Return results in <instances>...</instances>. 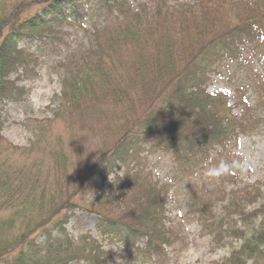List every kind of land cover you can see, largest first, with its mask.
<instances>
[{
	"label": "trees",
	"instance_id": "trees-1",
	"mask_svg": "<svg viewBox=\"0 0 264 264\" xmlns=\"http://www.w3.org/2000/svg\"><path fill=\"white\" fill-rule=\"evenodd\" d=\"M250 1L253 4L246 0H41V12L24 21L19 19L24 2L20 10L16 8L13 22L20 32L3 36L0 46V106L17 90L13 84L9 87L11 65L6 60L13 58L18 64L21 56L16 51L23 50L21 44L41 38L37 30L51 22L94 14L100 23L95 34L103 38H95L77 54L71 51L61 113L75 116L78 124H89L90 134L98 132L103 146L109 138L115 141L103 150L88 176L86 170L78 177L70 174L75 163L69 162L62 150L49 151L54 162L47 165L45 174L38 165L12 166L9 157L3 158L0 152V210L22 212L28 233L3 245L2 264H80L82 260L105 264L111 251L105 250L103 242L128 249V255L135 251L147 257L160 254L161 248L171 244L165 222L167 191L163 193L136 173L115 174L127 169L132 158L158 153L159 148L176 164L177 174L190 178L206 165L214 166L218 153L238 134L246 133L245 124H250V130L264 125L263 79L253 88L257 99L248 103L249 112L242 120L233 114L225 96L206 93L212 77L223 76L227 67L250 70L251 59L263 48L264 0ZM114 25L120 35L106 44V33ZM118 53L121 56L109 70L107 60ZM216 104L224 112L214 110ZM111 108H119L121 115L115 119L110 112L108 116ZM98 112L103 114L104 128L87 121ZM240 121L243 124H236ZM114 125L118 127L113 129ZM77 156L79 162L86 160L84 154ZM110 177L117 181L110 183ZM62 179L64 186L60 185ZM66 181L71 184L67 194ZM87 184L98 192L118 187L124 193L122 203L131 204L132 209L122 214L102 207L95 210L97 240L90 235L76 243L67 237L51 238L63 235L66 215L76 208L70 201L74 185L78 192ZM252 187L232 191L226 204L223 195L224 199L217 201L208 198V186L202 187L205 195L198 193L201 197H197L194 192L190 199L201 215L199 222L215 243L233 238L242 241L224 264L264 259V229L251 230L264 216V204L248 212L260 202L259 192L255 194ZM238 219L242 224L238 225ZM35 231L45 236L39 244L27 239ZM23 244L25 251L7 259L6 255Z\"/></svg>",
	"mask_w": 264,
	"mask_h": 264
},
{
	"label": "rangeland",
	"instance_id": "rangeland-1",
	"mask_svg": "<svg viewBox=\"0 0 264 264\" xmlns=\"http://www.w3.org/2000/svg\"><path fill=\"white\" fill-rule=\"evenodd\" d=\"M40 1L0 0V46L3 36L20 32L19 27L13 22L14 15L18 14L16 8L20 10L21 3L24 2L21 18H19L20 21H24V19L41 12L43 4ZM133 1L136 2V0ZM250 3L252 1L246 0V4ZM27 7L28 9H26ZM230 10L231 8L227 12ZM99 24L94 14H89L86 18L85 16L73 20L68 18L63 23L52 24L51 22L37 30L41 38L32 41V44H21L23 50L16 51V55L21 56L18 64L13 58L6 60V63L11 65L7 78L9 87L13 84L19 90L13 92L15 95L10 99L11 101L8 103L6 101L0 106V152L3 153V158L9 157L12 166L38 165L42 173L45 174L49 170L47 165L54 162V159L50 158L49 151L62 150L69 162L72 159L75 163L70 169V174L73 177H78L80 172L87 170L85 176H88L90 168L100 158L103 150L105 151L108 146L111 147L115 141L109 138L104 146L101 144L97 147L98 143H103L100 136L86 133L84 125L78 124L75 116L61 113L64 110L62 104L65 102L66 90L63 84L71 71L69 69L71 51L77 54L81 49L91 46L95 38H103V36L95 34L100 29ZM116 29H118V25L109 27L106 33V44L119 37L120 33ZM40 39L42 41H39ZM262 49V53H264V46ZM120 56L119 53L117 56H112L107 60L106 65L111 66L117 62ZM113 68L111 66L109 70ZM224 72L230 74H224L225 78H214L213 82L208 84V92L226 95L228 98L225 99L231 104L229 106L233 110V114L242 120L249 112L248 103H254L257 99L253 88L256 86L255 82L259 84V81H255L256 77L264 75V56L256 57L253 68L248 71L234 72V68L231 66L227 67ZM214 110L224 112V108L220 104H216ZM236 124L243 123L240 121ZM248 125L250 124H245L246 133L238 134V137L227 146L226 150L218 153L220 156L215 157V161L213 160L214 166L206 165L203 170L192 173L190 178L177 174L178 172L174 171L176 164L169 156L163 155L164 152L159 148L156 149L159 151L158 153L149 156L141 155V159L134 157L129 161L127 169L123 167L116 171L115 177L122 176L126 171L127 173H136L151 181L163 193L167 191L166 217L168 220L165 222L169 234H171L172 243L161 248L160 254L147 257L135 251H131L132 254L128 255L126 254L128 249L103 242L102 246L105 250L111 251L105 264H117L118 259L121 260V264L226 263V260L231 257L232 251L238 248L242 241L233 238L225 239L219 244L215 243L213 237L204 230V226L199 222L201 215L198 216L197 206L190 199H193L194 192L197 197H201L198 193L205 195V190L202 187L208 186L211 194L208 198L217 201L223 198V195L226 198L224 203L226 204L231 199L230 192L232 190H243L253 186L254 193L259 192L257 195L260 202L257 206H253L254 208L249 207L248 212L252 213L259 205L264 204V125L255 130H250ZM245 128H241L243 132H245ZM75 141L83 142L87 150L83 152L84 145L81 144L80 148ZM77 153L86 155V160L79 162ZM112 178L109 179L110 183L117 181ZM49 180L54 182V176L50 175ZM64 184L65 180L62 179L60 185L64 186ZM88 185L86 189L83 187L78 192L74 185L72 189L74 194L70 201L76 205V208L66 216L67 219L72 218L79 223L83 232L79 239L90 234L97 240L99 235L95 229L98 225V215L95 210L102 207L103 211L122 214L131 210L132 205L127 207L122 203L124 193L120 192L118 187L109 188L107 192L106 189L98 192L88 189ZM67 187L69 189L65 194L70 192L71 184H67ZM225 214L226 212H224ZM238 221V225H240L241 222L239 219ZM24 222L22 212L0 210V250L4 244H10L14 239L28 234L24 229ZM263 229L264 216H260L251 230L261 232ZM65 237L69 238L65 229H63L62 236H51L54 239H64ZM27 239L39 244L45 239V236L40 231H35ZM25 249V244L20 245L6 255L7 259L16 258ZM241 262L242 259L236 260L234 264H241ZM2 263L0 261V264ZM80 264L89 263L82 260ZM245 264H264V259L248 260Z\"/></svg>",
	"mask_w": 264,
	"mask_h": 264
},
{
	"label": "bare ground",
	"instance_id": "bare-ground-1",
	"mask_svg": "<svg viewBox=\"0 0 264 264\" xmlns=\"http://www.w3.org/2000/svg\"><path fill=\"white\" fill-rule=\"evenodd\" d=\"M110 112H111V114H112V116H113V118H118L120 115H121V110L119 109V108H111V111H108V116L110 115ZM87 119V118H86ZM87 121H95V125H96V127H98V128H104V120H103V114L101 113V112H98V113H96L95 114V117H94V119L93 120H90V119H87ZM84 127H85V132L86 133H91V129H90V125L89 124H86V125H84ZM118 126L117 125H114L113 126V129L114 128H117ZM97 135L99 136V134H98V132H97ZM75 142H77L78 143V146L81 148V144H83L84 145V143L83 142H78V141H75ZM102 143H98V146L97 147H99L100 145H101ZM76 147V146H75ZM87 147L84 145V149H83V152H85L87 149H86ZM86 155H84V157H85Z\"/></svg>",
	"mask_w": 264,
	"mask_h": 264
},
{
	"label": "clouds",
	"instance_id": "clouds-1",
	"mask_svg": "<svg viewBox=\"0 0 264 264\" xmlns=\"http://www.w3.org/2000/svg\"><path fill=\"white\" fill-rule=\"evenodd\" d=\"M64 229L69 238L76 243L79 241L81 235H83L82 229L77 221L70 218L65 222ZM117 264H121V260H117Z\"/></svg>",
	"mask_w": 264,
	"mask_h": 264
}]
</instances>
